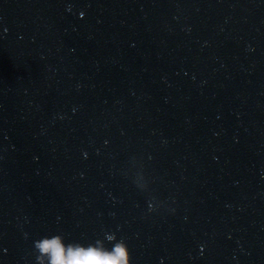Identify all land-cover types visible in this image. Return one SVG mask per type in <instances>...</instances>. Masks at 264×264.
<instances>
[{"label":"water","instance_id":"obj_1","mask_svg":"<svg viewBox=\"0 0 264 264\" xmlns=\"http://www.w3.org/2000/svg\"><path fill=\"white\" fill-rule=\"evenodd\" d=\"M113 233L264 264V0H0V264Z\"/></svg>","mask_w":264,"mask_h":264},{"label":"clouds","instance_id":"obj_2","mask_svg":"<svg viewBox=\"0 0 264 264\" xmlns=\"http://www.w3.org/2000/svg\"><path fill=\"white\" fill-rule=\"evenodd\" d=\"M34 248L37 264H132L128 244L114 233L87 245L67 243L63 234H53L36 240Z\"/></svg>","mask_w":264,"mask_h":264}]
</instances>
